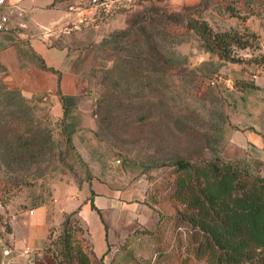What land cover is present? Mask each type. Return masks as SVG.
<instances>
[{
	"label": "rangeland",
	"instance_id": "374dc122",
	"mask_svg": "<svg viewBox=\"0 0 264 264\" xmlns=\"http://www.w3.org/2000/svg\"><path fill=\"white\" fill-rule=\"evenodd\" d=\"M32 1L44 0H29L30 7ZM96 12L94 22L81 29L70 23L62 31L43 26L58 14L33 12L34 31L49 33V44L69 47L59 72L45 69L23 30L0 34V89L33 92L29 97L37 106L39 130L52 132L46 156H54L49 165L11 169L0 162V255L13 246L15 232L22 237L29 232L32 219H40L36 209L43 206L53 239L65 216L78 211L89 249H94L91 233L99 230L95 220H101L108 249L97 264H205L195 258L193 230L178 219L179 207L170 200L174 167L158 162L177 155L220 156L264 176V69L251 61L264 52V0H131L110 13ZM154 14L181 23L194 16L216 30L255 33L252 48L237 50L249 62L223 60L192 32L180 28L170 35L161 24L156 41L162 56L132 71L139 81L129 79L131 64L123 63L124 91L143 93L133 104L139 109L133 116L132 105H126L121 117L100 124L94 112L100 93L96 83L114 60L106 40L136 19L151 21ZM57 87L81 95L67 119L76 128L73 149L66 144L64 111L57 114L54 108L60 99Z\"/></svg>",
	"mask_w": 264,
	"mask_h": 264
},
{
	"label": "trees",
	"instance_id": "16d2710c",
	"mask_svg": "<svg viewBox=\"0 0 264 264\" xmlns=\"http://www.w3.org/2000/svg\"><path fill=\"white\" fill-rule=\"evenodd\" d=\"M161 24L167 26L170 35L176 36L180 28L192 32L209 52L235 63L249 62L237 55V50L252 48L256 37L255 33L245 34L237 29L216 30L208 21L194 16L182 23L156 14L146 23L136 19L129 29L117 31L106 40L113 46L114 60L96 83L100 93L94 112L100 115V124L121 117L126 105H132L133 116L139 109L133 104L141 100L143 93L124 91L123 63L131 64L127 71L129 79L139 81L132 71L139 70L144 61L162 56V47L156 41L162 33L158 28ZM251 61L264 69V52ZM44 65L48 71L59 72ZM55 93L63 106L66 144L73 149L76 128L67 119L79 105L81 95L66 94L60 88ZM32 98L19 89H0V162L11 169L16 164L49 165L54 160L53 155L46 156L52 132L49 128L44 134L39 130L38 110ZM23 124L25 127L21 128ZM170 158L171 161L163 160L158 165L174 167L175 188L170 200L179 207L178 219L193 230L195 258L205 264H264V176L220 156ZM91 207L99 211L93 200ZM80 220L78 211L67 214L57 239L48 235L45 253L36 255L35 264H97L100 257L88 248L86 229L78 224Z\"/></svg>",
	"mask_w": 264,
	"mask_h": 264
},
{
	"label": "crops",
	"instance_id": "0c3cea01",
	"mask_svg": "<svg viewBox=\"0 0 264 264\" xmlns=\"http://www.w3.org/2000/svg\"><path fill=\"white\" fill-rule=\"evenodd\" d=\"M12 1L19 2V5L22 8V11L14 18V28L23 30L24 36L28 38L29 44L35 54H37V56L41 58L48 67L54 68L56 70H62L65 67V63L69 54V47L67 45L60 47L49 44L48 37H46L51 36L49 33L44 35L40 32L34 31L31 28L33 12H54L55 14L59 15L57 18H52L49 25L46 26L43 24L45 28L52 25H57L60 27V29H63L66 25L72 23L74 25V29H81L82 26L85 25V23L77 25L81 16L87 15L89 18V21L86 24L94 22L96 18L99 17V15H97L96 9L89 6L90 0H44L43 2L38 3H33L32 1V7L29 6V0ZM53 34L54 33H52V37H49L50 40H53ZM23 92L28 97L30 94L32 96L33 93L31 90L26 88H23ZM54 108L57 114L63 112V106L60 99L55 104ZM100 189L105 191L102 185L100 186ZM107 190L110 191V188L108 187ZM38 209L41 210L40 219L37 221L32 219L29 225L30 230L25 236L22 237V235L15 232L12 241V248L16 251L5 255L3 252L5 249L4 247L0 255V264H35L36 255L41 256L43 253H45L49 232V230H47L48 225L46 222L47 210L43 206L37 208L36 210ZM35 215L36 212L34 211L33 216ZM95 224L99 230L96 236L91 233V238L95 253L98 257H102L108 249V236L106 230L102 227L103 223L101 220H95ZM26 250H28L29 253L25 252Z\"/></svg>",
	"mask_w": 264,
	"mask_h": 264
},
{
	"label": "built area",
	"instance_id": "2783aa9c",
	"mask_svg": "<svg viewBox=\"0 0 264 264\" xmlns=\"http://www.w3.org/2000/svg\"><path fill=\"white\" fill-rule=\"evenodd\" d=\"M89 2L92 8L100 11L101 13H110L115 9L127 5V2H131V0H90ZM21 11L22 8L19 5V2L12 0H0V33H8L14 29V18ZM88 21L89 18L87 15H83L78 20L77 25L87 23ZM13 251L16 250L10 246H6L3 252L5 255H8ZM25 252L29 253L28 250Z\"/></svg>",
	"mask_w": 264,
	"mask_h": 264
},
{
	"label": "water",
	"instance_id": "95a60500",
	"mask_svg": "<svg viewBox=\"0 0 264 264\" xmlns=\"http://www.w3.org/2000/svg\"><path fill=\"white\" fill-rule=\"evenodd\" d=\"M118 163V162H117Z\"/></svg>",
	"mask_w": 264,
	"mask_h": 264
}]
</instances>
